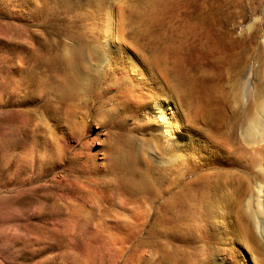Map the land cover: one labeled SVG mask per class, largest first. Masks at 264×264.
<instances>
[{
    "label": "rangeland",
    "instance_id": "1",
    "mask_svg": "<svg viewBox=\"0 0 264 264\" xmlns=\"http://www.w3.org/2000/svg\"><path fill=\"white\" fill-rule=\"evenodd\" d=\"M262 68L264 0H0V264H264L250 174L205 162ZM158 94L209 160L175 157ZM196 212L223 224L209 247Z\"/></svg>",
    "mask_w": 264,
    "mask_h": 264
},
{
    "label": "bare ground",
    "instance_id": "2",
    "mask_svg": "<svg viewBox=\"0 0 264 264\" xmlns=\"http://www.w3.org/2000/svg\"><path fill=\"white\" fill-rule=\"evenodd\" d=\"M120 50L126 51L127 60L134 66V69L137 68L135 56L128 57L131 53L130 50ZM70 52L73 51L70 49ZM77 54L75 56L78 57L79 55ZM105 59L108 60L106 54ZM262 69L261 72L258 71L260 73H251L255 76L254 79H258L257 82L247 78L241 84L237 96L240 120L237 124L236 144L227 148V155L222 156L220 161H215L214 158H211L210 162L205 161L211 164L221 163L223 165L236 166L242 173L250 174L253 186L245 212L247 220L246 237L247 239L249 238L248 242L246 239V243L249 244L250 242V247H253L260 262L264 261V68ZM138 74L143 75L140 70H138ZM148 75V77H152L150 73ZM156 85L161 86L159 83H156ZM161 95L165 99L168 98L166 93L161 92ZM158 97L160 98V95L154 96V98H157L155 99L156 108L160 111L162 119H164V124L166 125L165 135L175 139V157H178L183 163L189 161L197 162L199 156L205 154L207 158H203V160H209L210 151H208L209 147H205V136L185 120L182 110L175 101L169 100L164 104H158ZM198 196L199 194H197V199ZM183 198L181 199L186 200V198ZM205 214L206 212L195 213L194 221L198 223L195 231L197 230L202 237L204 245L209 247L215 238L213 231L220 230V226L223 224L215 222L212 225L209 221L210 215L208 212ZM219 236L222 239L221 235ZM245 247L248 246L245 245Z\"/></svg>",
    "mask_w": 264,
    "mask_h": 264
}]
</instances>
